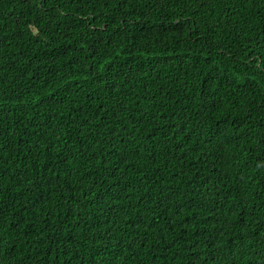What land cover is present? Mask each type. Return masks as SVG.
I'll return each mask as SVG.
<instances>
[{
  "label": "trees",
  "instance_id": "obj_1",
  "mask_svg": "<svg viewBox=\"0 0 264 264\" xmlns=\"http://www.w3.org/2000/svg\"><path fill=\"white\" fill-rule=\"evenodd\" d=\"M0 264H264V0H0Z\"/></svg>",
  "mask_w": 264,
  "mask_h": 264
}]
</instances>
